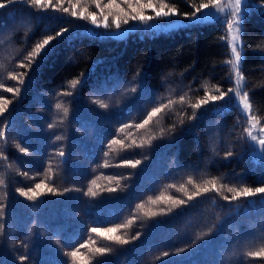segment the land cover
Returning <instances> with one entry per match:
<instances>
[{"label":"trees","instance_id":"trees-1","mask_svg":"<svg viewBox=\"0 0 264 264\" xmlns=\"http://www.w3.org/2000/svg\"><path fill=\"white\" fill-rule=\"evenodd\" d=\"M117 2L131 11L123 0ZM152 2L191 13L193 5L207 0ZM249 2L253 7L242 22V73L253 113L264 126V14L254 7L264 8V0ZM73 5L51 0L40 9L30 0H13L0 9V96L11 101L0 116V127L7 125L0 137L5 213L0 264H73L66 253L81 243L88 245L80 251L90 264H264V256L249 255L264 248V193L223 199L232 196L229 187H264V162L251 149L244 116L234 106L217 111L224 101L191 107L234 86L226 64L229 42L221 39L228 38L225 25L210 19L164 31L102 36L82 31L71 15L78 9L90 13L91 5L88 10ZM65 27L69 31L57 38L63 42L42 66L19 67L28 63L24 58L36 42ZM72 80L81 83L73 88ZM8 87L19 92H7ZM169 100L174 103L163 113L144 128L136 127L153 107ZM56 103L68 108L67 116ZM113 139L122 143L113 144ZM126 160L141 163L133 168ZM206 180L224 185L222 195L213 191L189 200L195 185L203 187ZM41 181L55 194L45 189V195L30 201L16 191ZM88 188L97 195H85ZM152 212L157 215H146ZM118 224H128L115 233L128 239L127 245L90 232ZM96 247L112 251L99 255ZM178 248L187 251L174 254ZM21 256L28 259L21 261Z\"/></svg>","mask_w":264,"mask_h":264},{"label":"snow or ice","instance_id":"snow-or-ice-1","mask_svg":"<svg viewBox=\"0 0 264 264\" xmlns=\"http://www.w3.org/2000/svg\"><path fill=\"white\" fill-rule=\"evenodd\" d=\"M13 0H0V9H4L7 4L12 3ZM27 3L28 0H25ZM95 7L100 11V14L102 16V19H97L96 12H91L88 15H85L83 12L77 13L76 11L71 12V15L73 17H78L82 20H89L91 24H93L97 28H104L109 29L114 25L115 29L119 30L121 28V16H123V23L128 24L129 20L132 21H138L142 24H148L149 21L161 19L163 20V24H160L162 27H166L173 24H181L182 27H187L188 25L182 24L180 20H171L168 19L173 16H183L185 20H194L197 24L203 23L205 18L207 20L210 19H216L222 22L227 32L230 35V55L231 59L226 61V64L230 66L231 70V82L233 83V87H230L227 89V91H220L218 95H209L206 98H202L198 100L195 104H192L191 107L193 109H200L202 105L208 104L211 102L216 101H224V104L217 105L216 110L220 111L222 109H227L230 106L237 107L240 109L241 114L245 116L247 121V126L245 127L244 131L246 133V136L250 138L251 143V149L253 152L258 154L257 159H259L261 162H264V128H260L259 131L256 134H253V129L257 127V124L259 123L257 116L253 114V106H252V99L250 98L249 91L245 89L244 87V81L245 77L242 73V63L244 62L246 56H245V49L243 45L241 44V33H242V25L241 21L246 20L247 15L249 14L250 9L253 7V5L250 4L249 0H229L227 5V12H226V6L223 3V0H207V2H202L199 4V6L193 5V11L191 13L185 12L180 13L177 11L175 7H169L168 4L161 2L159 5L154 4L152 0H148L147 3H143L142 0H135V5H133L132 0H123L124 4H127L128 8L131 10L125 11L123 7L117 2V0H108L107 4L104 5V7L108 8L110 11L105 14L104 13V7H101V0H93ZM30 3L32 5L39 6L40 9H45L47 6L51 5V0H47V5L42 3V0H30ZM242 5H243V11H242ZM76 5H73L75 7ZM255 8L259 9L261 14H264V8H261L259 5H255ZM112 9H116V13L113 14L111 11ZM150 9L154 15H145L144 10ZM167 9V10H165ZM62 11L68 12V8H63ZM200 14V15H198ZM109 16H113L112 24H109ZM230 16V19L228 18ZM151 25V24H149ZM69 31L68 28H62L61 30L55 32L54 35H47L44 37L41 41H38L35 43V45L32 47L31 51L27 53V56L24 58L28 61L27 64L24 62H20L19 67L21 68H29L31 69V66L33 63L36 64L37 69L42 66L50 56L55 54L56 48L59 46V43L63 42L61 40H57L58 37H63L65 33ZM222 40H227V37H221ZM53 41H57L56 44H53ZM21 75H24V73H21ZM11 79L13 80H19V83L23 84L24 81L22 79H19L16 75H11ZM80 80H72L71 85L73 88L77 84H80ZM141 86L144 88L145 94L151 95V91L146 87V85L143 84L141 81ZM7 92H19V88L13 89L11 87L6 88ZM133 92L136 91L135 88L132 89ZM68 95H71L72 93H67ZM227 97V99H226ZM181 103L184 102V97L180 98ZM11 103L10 100H6L3 96H0V116H3L4 113L8 110L7 105ZM98 104H100L101 107L107 108L108 105L106 103H103L102 101H97ZM174 103V101L169 100L168 104H159L156 107H153L150 112L146 113V118L143 119L142 123H139L136 125L137 128H144L145 125H148L150 121L153 119V117L159 116L161 113L165 111L171 105ZM56 109L63 108V113L65 116L68 114V108L63 107L61 103L55 104ZM195 112L193 113L192 118H195ZM7 127V125H4L3 127H0V137H3L4 135V129ZM53 125L49 124V128H52ZM127 127V125H125ZM175 125H173L172 130H174ZM120 131H123V128L120 129ZM164 130H162L163 133ZM188 131H191V129H188ZM56 140H60V136L55 137ZM113 144H119L122 143L120 140L113 139L111 141ZM151 141H149V144ZM19 150L23 153H27L29 149L27 147H20L17 145ZM58 155L60 157H63L65 155L64 151H59ZM227 156H232V152L228 151ZM123 163L130 165L131 167L135 168L137 165L141 163L140 160L132 161V160H126ZM23 175L27 176L28 173L24 172ZM191 183V181H189ZM4 181L0 180V184H3ZM95 184V181L92 182ZM196 191L188 196L189 200H193L196 197L200 196L203 193L208 192H217L222 195L221 189H223L225 186L220 185L217 186V183L215 180H206L204 181V186L197 184L195 185ZM49 194H55L56 190L52 187H48L46 183L43 181L35 183L33 186H28L27 188H17L16 191L19 192V194L23 197H26L30 201L37 200L38 197H41L45 195V190ZM114 189H108V191H113ZM65 191H68V189H65ZM227 192L232 193V196L229 197L228 195H223V199L226 201L229 200H239L240 198H248V197H254L257 193H264V187H242V188H235V187H229L227 188ZM85 195L95 197L97 193L92 190V188H88ZM159 199L163 200L164 197H160ZM168 199H172L169 197ZM262 200H264V197H262ZM152 203H157V201L153 200ZM175 204L182 205L185 203L184 200H175ZM3 205H0V218H3L5 215L3 211ZM140 208H143L144 205L140 204ZM146 215H152L155 216L157 213H146ZM132 221L129 220L128 224H131ZM128 224L125 225H116L114 227H92L90 229L91 233L97 234L99 237H103L104 239L118 245H127L130 243L128 239H125L121 235H116L115 233H118L121 228L127 227ZM5 225L0 223V233L3 232ZM140 236V233L138 232L136 236L132 237L133 240L138 239ZM91 239V237H89ZM94 243V241H93ZM88 245L86 243H81L79 247H75L74 250H72L69 253H66L71 258V261L73 264H90V258L86 256L83 252L80 251L81 248H87ZM95 254L104 255L105 253H109L112 251L111 248L106 247H96L94 250ZM187 251L186 248H178L176 249V252L174 254H179L182 252ZM170 255L169 252H164L163 256L168 257ZM249 255L254 256H264V248L261 249L260 252L255 253H249ZM27 256H21L20 260L24 261L27 260ZM67 264V262H66ZM98 264H102V262H98Z\"/></svg>","mask_w":264,"mask_h":264},{"label":"rangeland","instance_id":"rangeland-1","mask_svg":"<svg viewBox=\"0 0 264 264\" xmlns=\"http://www.w3.org/2000/svg\"><path fill=\"white\" fill-rule=\"evenodd\" d=\"M65 1H67L68 3H73L74 5H76L74 7V9H76L77 6H80L84 10H88L86 8L91 5V7L93 9L90 11V13L91 12H96L97 19L98 20L102 19L100 11L95 7V4H94L93 0H75V1L65 0ZM228 2H229V0H223V3L226 6V12H227ZM105 4H107V0L106 1L105 0H101V7H104ZM116 11L117 10H113L112 11L113 14H115ZM242 11H243V5H242ZM76 12L77 13H81L83 11L78 9ZM108 12L109 11H107V8L104 7V13L107 14ZM83 13L85 15H88L89 11L88 12H83ZM144 14L145 15H154L153 12L149 13V14H146V13H144ZM198 15H200V14H198ZM228 18L230 19V16ZM76 19L80 21L78 23V25H79V28L82 31H86L87 33L96 34V35H102V36L111 35V36H118V37L126 36V35H128L130 32H132L134 30H138V31H141V32H143V31H164V30L171 29V28H174V27H177V26L181 25V24H173V25H169V26H166V27H162L160 24H163V20H161V19H156V20L149 21L148 24H142V23H139L138 21L129 20L128 24H124L123 23V16H121V28L119 30H117V29H115L114 25L112 27H110L109 29H104L102 27L101 28H97L93 24H91V22L89 20H82V19H79L78 17H76ZM112 19H113V16H109V24L110 25L112 24ZM168 19H171L173 21L180 20L182 24H189V23L196 22L194 20H185L184 17H179V16H173V17H170ZM205 20H207V18H205ZM242 22H243V20L241 21V25H242ZM149 24H151V25H149ZM228 42H229V46H230V35H229V33H228ZM241 44H242V40H241ZM258 121H259V123L257 124V127L255 129H253V134H256L259 131L260 128H264V126L261 124L259 119H258ZM244 123L247 126V121H246L245 116H244ZM255 155L258 156L257 153H255Z\"/></svg>","mask_w":264,"mask_h":264}]
</instances>
